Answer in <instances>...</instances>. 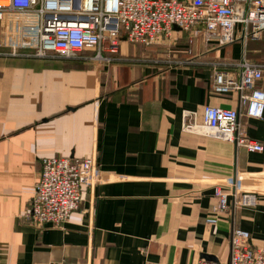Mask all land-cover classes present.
I'll use <instances>...</instances> for the list:
<instances>
[{
    "label": "crops",
    "instance_id": "0c3cea01",
    "mask_svg": "<svg viewBox=\"0 0 264 264\" xmlns=\"http://www.w3.org/2000/svg\"><path fill=\"white\" fill-rule=\"evenodd\" d=\"M17 27L14 12L0 20V264H229L234 228L264 247V151L184 127L185 113L204 123L206 105L236 108L247 136L264 143V118L246 114L238 91L213 89L216 71L239 76L243 55L264 71V39L218 46L175 31L146 46L123 36L120 52L98 62L93 50L10 54ZM94 153L100 176L82 186L68 223L32 224L43 159ZM217 184L257 191L258 205L230 195L217 210Z\"/></svg>",
    "mask_w": 264,
    "mask_h": 264
},
{
    "label": "built area",
    "instance_id": "2783aa9c",
    "mask_svg": "<svg viewBox=\"0 0 264 264\" xmlns=\"http://www.w3.org/2000/svg\"><path fill=\"white\" fill-rule=\"evenodd\" d=\"M7 12L19 16L15 31L17 43L10 54L32 48L33 55L49 53L74 58L86 55L95 61H109L120 52L122 37L146 46L160 43L175 31L195 32L206 43L228 45L236 40H259L264 34V0H7L0 4V20ZM178 26L180 30H176ZM192 41V39H191ZM239 76L225 70L215 73L217 93L238 91L246 114L264 118V89L259 82L263 68L244 55L236 63ZM204 123L189 122L184 127L216 139L233 142L251 152H263L264 143L247 136L239 121L240 111L216 105L204 107ZM97 154L87 157H46L34 185L30 209L25 213L34 225L63 227L83 200L82 186L98 179ZM217 210L227 211L229 196L235 206L255 208L257 191L215 185ZM217 217L206 222L216 224ZM229 264H264V247L255 246L248 230L234 228L230 240ZM206 264H219L211 262Z\"/></svg>",
    "mask_w": 264,
    "mask_h": 264
},
{
    "label": "water",
    "instance_id": "95a60500",
    "mask_svg": "<svg viewBox=\"0 0 264 264\" xmlns=\"http://www.w3.org/2000/svg\"><path fill=\"white\" fill-rule=\"evenodd\" d=\"M175 29L180 30V28L178 26H175ZM205 258L209 259V260H215V257L213 255H204Z\"/></svg>",
    "mask_w": 264,
    "mask_h": 264
},
{
    "label": "rangeland",
    "instance_id": "374dc122",
    "mask_svg": "<svg viewBox=\"0 0 264 264\" xmlns=\"http://www.w3.org/2000/svg\"><path fill=\"white\" fill-rule=\"evenodd\" d=\"M18 18H19V16H18ZM262 39H264V34H263V36H262ZM254 41H259V40H254ZM132 46H133V45H132ZM230 46H231V47H235L236 44L233 43V44H231Z\"/></svg>",
    "mask_w": 264,
    "mask_h": 264
}]
</instances>
